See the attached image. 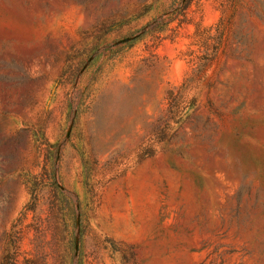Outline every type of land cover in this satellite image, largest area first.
I'll list each match as a JSON object with an SVG mask.
<instances>
[{"label":"rangeland","instance_id":"374dc122","mask_svg":"<svg viewBox=\"0 0 264 264\" xmlns=\"http://www.w3.org/2000/svg\"><path fill=\"white\" fill-rule=\"evenodd\" d=\"M181 2L0 0V264H264V0Z\"/></svg>","mask_w":264,"mask_h":264},{"label":"trees","instance_id":"16d2710c","mask_svg":"<svg viewBox=\"0 0 264 264\" xmlns=\"http://www.w3.org/2000/svg\"><path fill=\"white\" fill-rule=\"evenodd\" d=\"M191 1L192 0H182L178 8L175 9V12H176L175 14L184 16L185 15L184 13H186ZM176 20L177 18H170V19H167L166 22L164 23L157 21V23H155L153 26L152 25L149 26L148 29L143 34H141V36L134 38L133 44H135L137 41H139L140 39H142L148 34L154 35L155 33L164 31L171 22L176 21Z\"/></svg>","mask_w":264,"mask_h":264}]
</instances>
